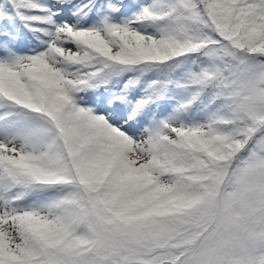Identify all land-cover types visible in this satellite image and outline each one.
<instances>
[{
  "label": "snow or ice",
  "instance_id": "obj_1",
  "mask_svg": "<svg viewBox=\"0 0 264 264\" xmlns=\"http://www.w3.org/2000/svg\"><path fill=\"white\" fill-rule=\"evenodd\" d=\"M0 264H264V0H0Z\"/></svg>",
  "mask_w": 264,
  "mask_h": 264
}]
</instances>
